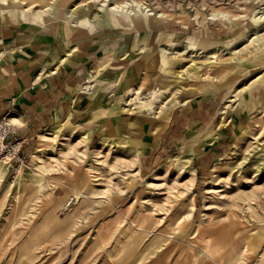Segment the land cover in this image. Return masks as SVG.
<instances>
[{"label":"rangeland","instance_id":"rangeland-1","mask_svg":"<svg viewBox=\"0 0 264 264\" xmlns=\"http://www.w3.org/2000/svg\"><path fill=\"white\" fill-rule=\"evenodd\" d=\"M104 1L73 0L68 15L90 24L105 15L158 22L165 36L153 87L128 101L125 144L88 149L86 136L58 130L36 162L1 169L0 264L203 259L206 248L210 259H255L250 239L264 232V0H117L131 3L128 15ZM56 3L27 4L52 11ZM202 29L229 30L209 40ZM209 87L221 90L223 121L242 99L250 102L229 150L204 159L189 150L187 132L169 135L165 149L139 148V132L160 135L157 124L174 107Z\"/></svg>","mask_w":264,"mask_h":264},{"label":"crops","instance_id":"crops-1","mask_svg":"<svg viewBox=\"0 0 264 264\" xmlns=\"http://www.w3.org/2000/svg\"><path fill=\"white\" fill-rule=\"evenodd\" d=\"M28 1L0 0V117L12 109L19 133L27 138L22 154L36 162L58 130L61 135L86 136L88 149L116 141L125 144L131 137L128 101L153 87L159 68L162 51L157 45L165 35L158 22L105 15L90 24L81 20L84 17L68 16L73 0H57L52 11L47 6L32 9ZM35 10L44 13L39 17L32 14ZM228 30L211 34L202 29L201 35L218 39ZM166 33L172 40L174 33ZM252 61L253 67L260 65L255 57ZM223 100L220 89H205L157 124L160 135L139 132L137 145L150 151L165 149L169 135L187 132V145L195 155L219 157L229 150L237 126L251 112L250 102L242 99L231 122L223 121L218 118ZM67 188L60 197L72 186ZM249 247L255 259H111V264H264L259 259L264 232L252 237Z\"/></svg>","mask_w":264,"mask_h":264},{"label":"built area","instance_id":"built-area-1","mask_svg":"<svg viewBox=\"0 0 264 264\" xmlns=\"http://www.w3.org/2000/svg\"><path fill=\"white\" fill-rule=\"evenodd\" d=\"M11 103L14 104V99ZM14 119L12 109L0 117V170L3 167L10 169L21 166L25 162L22 149L27 138L19 133L18 124Z\"/></svg>","mask_w":264,"mask_h":264},{"label":"bare ground","instance_id":"bare-ground-1","mask_svg":"<svg viewBox=\"0 0 264 264\" xmlns=\"http://www.w3.org/2000/svg\"><path fill=\"white\" fill-rule=\"evenodd\" d=\"M12 1V0H11ZM105 1H107V0H105ZM105 1H104V3L103 4H101V6L102 7H104L105 6ZM117 0H114L113 1V6L110 8L111 9V11L113 10V12L114 13H119V12H121V11H125V13H127V15L128 14H132V10H129V6L131 5V3H128V4H126V5H120V4H118L117 2H116ZM116 2V3H115ZM133 4V3H132ZM125 7H127L128 9H125ZM69 17H71L72 19H74L75 20V16H73L72 14H69L68 15ZM261 16V15H260ZM262 17H260L259 19H261ZM92 21H93V19H91ZM132 101V100H131ZM172 165H173V163L172 162H166V163H164L163 164V167H161L162 169L163 168H166L167 170H169L171 167H172ZM4 168V167H3ZM190 168V167H189ZM1 171V170H0ZM158 174V173H157ZM164 174V173H163ZM1 176V175H0ZM76 197H77V195H76ZM71 200V199H70ZM26 205L27 204H25L19 211H18V213H17V216H19V215H21V214H23L24 212H25V209H26ZM145 219V218H144ZM74 220H75V218H73V216L72 215H70L69 216V218H68V221L71 223V222H74ZM140 225H142V223L140 224ZM0 239H1V236H0ZM204 253H205V257H208V258H212L213 256H214V251H212L210 248H206L205 249V251H204Z\"/></svg>","mask_w":264,"mask_h":264}]
</instances>
